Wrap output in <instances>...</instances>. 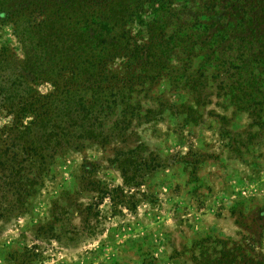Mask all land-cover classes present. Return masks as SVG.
<instances>
[{
    "label": "rangeland",
    "instance_id": "rangeland-1",
    "mask_svg": "<svg viewBox=\"0 0 264 264\" xmlns=\"http://www.w3.org/2000/svg\"><path fill=\"white\" fill-rule=\"evenodd\" d=\"M16 20L0 15V54L7 48L22 60ZM130 21L132 48L148 45L141 19ZM189 57L193 69L188 72L204 74L203 57ZM124 59L111 67L122 82ZM184 59L175 50L174 73ZM164 71L147 82L138 100L142 119L123 128L126 142L114 138L105 146L85 140L81 150H68L45 164H18L10 158L13 151L0 146V155L7 156L0 157V264H196L193 243L208 237L238 243L263 235L264 253V111L254 121L217 93L197 105L181 74L177 80L169 67ZM213 88L217 91L216 84ZM30 89L44 96L54 91L51 83L31 80L24 97L36 95ZM1 107L0 102L4 129L11 116ZM115 115L105 121L107 135ZM140 145L155 155L160 168L144 186L130 190L112 161L116 153ZM135 201L131 209L127 203Z\"/></svg>",
    "mask_w": 264,
    "mask_h": 264
},
{
    "label": "trees",
    "instance_id": "trees-1",
    "mask_svg": "<svg viewBox=\"0 0 264 264\" xmlns=\"http://www.w3.org/2000/svg\"><path fill=\"white\" fill-rule=\"evenodd\" d=\"M2 14L17 17L14 25L22 29L15 31L23 46L22 60L9 55L7 48L0 54L1 109L11 116L10 126L0 129V146L12 150L10 158L18 164L53 162L68 150H81L85 140L105 146L114 138L126 142L129 135L123 128L142 119L138 100L147 82L168 67L177 80L181 74L197 105L217 93L253 120L263 118L264 0H0ZM151 15L153 20L146 22ZM133 18L141 19L148 45L132 48ZM177 49L188 59L174 73L178 68L171 67L172 54ZM193 55L203 57L201 76H195L196 70L188 72ZM121 56L128 59L123 82L111 71ZM31 80L51 83L54 91L44 96L30 89L36 95L26 98L23 88ZM113 115L117 119L107 135L105 121ZM146 153L140 145L116 153L112 161L130 190L144 186L160 168L155 155ZM40 177L38 173L36 179ZM117 192L124 195L123 190ZM127 204L131 209L138 205ZM262 241L263 235L238 243L208 237L193 243L192 260L264 264Z\"/></svg>",
    "mask_w": 264,
    "mask_h": 264
}]
</instances>
